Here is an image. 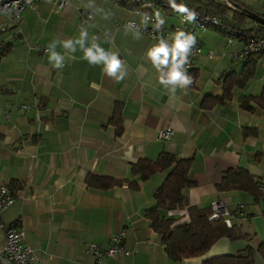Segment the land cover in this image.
Returning <instances> with one entry per match:
<instances>
[{"label": "crops", "instance_id": "crops-1", "mask_svg": "<svg viewBox=\"0 0 264 264\" xmlns=\"http://www.w3.org/2000/svg\"><path fill=\"white\" fill-rule=\"evenodd\" d=\"M244 3L264 16V6L253 10L248 0ZM132 8L131 1L66 0L58 10L36 0L18 21L0 23V51L7 46L0 56V183L15 196L0 219L15 223L45 264H201L264 241L255 242L250 224L261 204L246 192L218 189L224 173L237 167L264 182V107L251 102L247 110L240 103L264 90V52L244 61L235 54L243 38L226 47L225 33L208 28L198 33L202 53L195 60L194 86L164 85L159 77L165 65L154 66L146 55L160 38L151 40L126 25L130 20L144 23ZM151 12L164 20L156 25L159 30L178 24L169 9ZM251 22L243 28H256ZM82 33L84 48L95 43L105 54H117L121 66L114 74L104 71L103 60L84 59L77 43ZM175 35L165 39L168 46ZM66 40L72 41L71 48L63 46ZM53 53L60 55V67L53 66ZM245 68L252 75L243 87L234 82L230 98L203 106L207 96L222 97L224 79ZM116 106L119 125L112 121ZM166 127L173 129L172 137L158 139V130ZM162 151L191 158L188 176L194 185L185 189L189 205L209 207L218 198L231 209L242 204L243 218L234 223L252 239L222 237L204 254L174 261L144 214L155 204L154 192L169 170L145 181L136 177L138 189L86 185L88 174L127 179L131 163L154 160ZM165 214L177 217L174 225L188 220L186 209ZM119 232L131 254L97 261L86 253L88 243L104 244ZM254 260L263 264L257 254Z\"/></svg>", "mask_w": 264, "mask_h": 264}, {"label": "trees", "instance_id": "trees-1", "mask_svg": "<svg viewBox=\"0 0 264 264\" xmlns=\"http://www.w3.org/2000/svg\"><path fill=\"white\" fill-rule=\"evenodd\" d=\"M123 3L132 0H118ZM169 2V0H166ZM236 7L243 10H251L244 3V0H229ZM176 5H184L187 8L199 12L208 13L218 17L221 26L231 28L239 34L264 35V25L256 24V28L250 27L244 29L243 26L250 18L243 12L237 11L224 2L218 0H174ZM252 11V10H251ZM252 21V20H251ZM255 22V21H254ZM223 32L222 29L216 28ZM7 51L5 46L0 51V56ZM250 61L246 63L248 66ZM235 78L228 76L224 79L223 95L207 96L204 98L203 106L209 108L215 104L223 102L230 98L231 84L243 87L252 73L245 68L240 74H234ZM251 102L264 107V90L258 97H242L241 105L247 110H252ZM116 106L113 122L120 124V109ZM192 164L191 158H179L171 153L162 151L156 159L140 158L131 163L130 177L127 179H117L110 176H100L88 174L85 178L86 185L96 189H108L113 186L127 184L131 189H138L139 184L136 177L141 181L147 180L152 174L158 171L169 170L163 183L155 190V204L148 207L144 214L150 220L151 226L155 232L160 234L161 242L164 245L168 257L174 261H180L185 258L196 257L204 254L218 239L226 237L230 240L247 239L250 241L253 235L243 232L240 224L232 223L227 225L221 219H210V207L191 206L185 193V189L193 186L194 183L189 180V170ZM11 192L13 189L9 186ZM221 191H242L254 198L256 203L261 204V215L264 219V184L257 180L246 168L237 167L229 169L222 177L218 185ZM14 194V193H13ZM186 209L188 220L174 225L176 216L166 215L167 211ZM259 255L264 264V241H261L256 247L251 244L234 253L221 254L202 260L201 264H255V255Z\"/></svg>", "mask_w": 264, "mask_h": 264}, {"label": "built area", "instance_id": "built-area-1", "mask_svg": "<svg viewBox=\"0 0 264 264\" xmlns=\"http://www.w3.org/2000/svg\"><path fill=\"white\" fill-rule=\"evenodd\" d=\"M36 0H0V14L8 18L9 21H18L25 8L30 7ZM55 4L58 10L66 5V0H44ZM135 5L133 12L141 14L144 23L139 24L134 20L126 23L127 26L138 29L142 34L151 40L158 38L169 39L178 32H184L185 38L194 36L195 42L189 49L188 63L183 64L182 69H186V74L192 78L190 85H184L192 88L195 84L194 65L195 60L202 53V45L198 36L199 31L213 28L222 29L226 35V47H229L239 37L244 39L242 48L237 54L242 60L247 61L252 55L264 52V35L238 34L231 28H223L215 15L189 9V13H180L174 9L166 0H132ZM157 7L169 9L178 19V24L172 27H166L161 30L157 29V17L152 15V10ZM90 16V15H89ZM194 17V18H193ZM171 46L169 48L171 49ZM49 51V49H45ZM212 57V52L208 53ZM179 59V57L177 58ZM171 51L169 52V62L164 66L165 73L171 68ZM179 83V82H178ZM182 85L181 83H179ZM22 107L25 108L23 105ZM173 135V129L166 127L159 129L157 132L158 139L169 140ZM264 184V182H263ZM15 202V196L9 189L8 184L0 183V217L6 209ZM210 219H221L227 225L243 218V205L237 204L235 209H231L223 199L218 198L210 203ZM236 222V223H237ZM0 230L4 235V244L0 247V264H45L38 257L35 251L25 244L24 232L15 224H6L0 219ZM85 251L95 260L100 261L106 257H116L120 254L129 255L132 253L123 245V233H116L108 238L104 244L88 243Z\"/></svg>", "mask_w": 264, "mask_h": 264}, {"label": "clouds", "instance_id": "clouds-1", "mask_svg": "<svg viewBox=\"0 0 264 264\" xmlns=\"http://www.w3.org/2000/svg\"><path fill=\"white\" fill-rule=\"evenodd\" d=\"M171 6L180 13H189V9L184 5H176L174 0H169ZM194 18V17H193ZM157 21L159 25H163L164 20L160 18L159 13H157ZM84 33L81 34L80 39L77 41L81 45L84 52V59H89L90 61H100L103 60L105 63L104 71L108 74H114L121 66V61L118 59L117 54L109 53L105 54L103 50L93 43L91 47L84 48ZM195 37L188 36L185 38L184 32H178L172 38L171 49L165 39L160 38L158 43L149 48L146 55L151 59L154 66L167 65L169 62V52L171 51V68L159 77L160 82L164 85H175L178 82L182 85H190L192 83V78L186 74V69H182V65L188 63L189 49L194 44ZM65 48H71L72 41L66 40L63 42ZM95 49V51H93ZM179 57V59H177ZM55 60L56 63L53 65L55 68L60 67V55L58 53H53L50 60Z\"/></svg>", "mask_w": 264, "mask_h": 264}, {"label": "rangeland", "instance_id": "rangeland-1", "mask_svg": "<svg viewBox=\"0 0 264 264\" xmlns=\"http://www.w3.org/2000/svg\"><path fill=\"white\" fill-rule=\"evenodd\" d=\"M218 1L224 2L225 4L227 3L226 5H230L229 3H231L228 0H218ZM248 2H250V4H252L253 7H251V8L253 10H255L256 7L264 6V0H248ZM254 12L256 14H258L257 11H254ZM4 17L5 16L0 14V23L1 24L4 23V21L6 20V17L5 18ZM262 17H264V16H262ZM247 23L252 25L253 22H251V20H249ZM250 224H251L252 230H254L256 232V236H255L254 240H255V242H257L258 240H260L261 238L264 237V219L261 215V212H260V214H257L250 219Z\"/></svg>", "mask_w": 264, "mask_h": 264}, {"label": "water", "instance_id": "water-1", "mask_svg": "<svg viewBox=\"0 0 264 264\" xmlns=\"http://www.w3.org/2000/svg\"><path fill=\"white\" fill-rule=\"evenodd\" d=\"M228 6L231 7L232 5H228ZM231 8H234V7H231ZM244 11L248 18H250L251 20L255 21L256 23L260 25H264V18L260 17L258 14L254 13L251 10H244Z\"/></svg>", "mask_w": 264, "mask_h": 264}]
</instances>
